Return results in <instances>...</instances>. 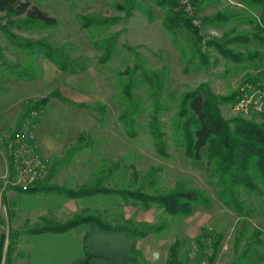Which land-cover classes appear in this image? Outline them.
Instances as JSON below:
<instances>
[{"label":"rangeland","instance_id":"obj_1","mask_svg":"<svg viewBox=\"0 0 264 264\" xmlns=\"http://www.w3.org/2000/svg\"><path fill=\"white\" fill-rule=\"evenodd\" d=\"M26 1L57 19L59 24L49 28L30 23L11 9L0 12V106L10 108L17 94L32 96L18 101L7 115L6 123L0 125V157L4 163L0 175V235L5 236L0 264L8 261L10 232L6 229L8 211L4 200L13 216L17 214L12 219V237L17 236V243L9 255L11 264H27L24 229L62 223L80 214L98 215L110 226L126 225L139 231L149 226L163 227L145 237L127 235L129 246L135 244L138 251L128 264H166L169 247L175 241L181 242L186 264H231L246 249L250 250L251 257L244 258V264H264V188L263 195L240 191L245 203L241 215L224 207L216 198V187L205 171V163L199 164L184 156L181 137L173 129L176 121L182 124L176 119L180 97L202 84L220 98L216 103L223 118L239 115L256 123L264 122V114L235 112V96L232 101L225 99L235 94L248 78L264 83L262 46L255 39L246 40L251 37L254 26L260 25L258 8L253 4L257 0H182L188 5L192 23L204 41L222 44L227 41L226 48L241 57L236 61L222 56L214 45L198 51L196 35L181 25L172 31L166 30L164 10L156 6L157 0ZM132 4L134 8L130 7ZM77 15L90 16L98 24L108 20L110 24L84 29L76 20ZM239 36V42L235 41ZM102 39H110L109 44L113 45L111 58L104 64L99 63L103 49L94 45ZM40 46L65 62V71L47 60ZM205 60L207 64L203 63ZM134 65L139 67L134 75L138 88L133 90L138 106L128 105L121 95L127 75L119 73ZM164 69L167 80L158 99L163 107L158 119L166 137L168 157L165 158L155 151L148 131L153 104L143 77L144 71L148 72L155 84L152 73ZM73 79L89 87V91L85 90L92 107L79 109L56 100L63 95L75 102L76 94L85 96L78 82L73 85ZM17 85L24 89L16 91ZM45 97L50 102L32 126L36 116L24 118V104ZM136 108L140 110L135 112ZM123 111L126 125L120 121ZM19 127L32 131L36 142L37 135L64 146L46 156L36 145L38 153L48 161V185L64 187L72 193L93 187L148 195L194 188L205 193L208 205H198L189 216H171L157 205L144 211L134 198L124 200L118 195L95 194L68 198L72 204L57 213L47 212L44 216L33 210L18 213L20 193L13 186L12 189L7 186L5 143L13 140ZM78 132L82 134L75 138ZM3 194L6 197L2 200ZM203 228L223 235L212 262L208 261L210 248L200 251L196 242ZM34 248L40 250L46 246ZM125 261L122 263L127 264Z\"/></svg>","mask_w":264,"mask_h":264},{"label":"trees","instance_id":"obj_2","mask_svg":"<svg viewBox=\"0 0 264 264\" xmlns=\"http://www.w3.org/2000/svg\"><path fill=\"white\" fill-rule=\"evenodd\" d=\"M155 4L164 10V28L168 31H172L175 27H180L181 25L189 31H192L194 35H196L198 51L203 52L204 48L209 45H214L219 53L225 58H231L235 61L241 59V57H238L237 53H232V51L226 48L224 44H228L227 41H225L224 44L219 42L208 43V41H204L205 39L192 23L193 17L191 18L187 11L188 5L182 3V0H157L155 1ZM253 4L258 8L260 25L254 26V31H252L251 37H246V35L245 37L246 40L255 39L262 46L264 53V0H257V2H254ZM130 7L134 8V5L132 4ZM9 9H11L17 16L23 15L30 23L39 24L49 28H55L59 24L57 19L51 17L35 6H30L29 2L26 0H0V12H5ZM76 20L84 29H87L90 26L98 27L99 25L107 26V24H110L108 20L98 24L94 18L82 15H77ZM240 37L241 36L237 37L235 41L239 42ZM109 41L110 39H102L94 42L97 49H103V54L99 58L100 64L108 62L111 58L113 45L112 43L109 44ZM40 47L42 48V46ZM40 51H42L43 56H45L47 60L57 66L60 70L65 71L67 68L66 63L56 57L54 52L43 48ZM200 56L203 57L202 55ZM203 63L207 64V60L203 61ZM137 68H139L138 65H134L133 68L126 69L122 73H119L120 75H127V81L121 89L122 98L128 103V105L134 106H138V102L135 100V95L133 93V90L138 88V83L135 81L134 77ZM147 73L144 71L143 77L148 84V92L153 104L152 112L149 114L148 131L152 137L155 151L161 157L165 158L168 157L166 150V137L158 119V114L163 107L159 105L158 99H160V94L165 89L167 72L164 69L152 73L156 81L155 84L153 83V78L148 76ZM247 81L256 82L257 78L251 77L248 78ZM234 96L235 94L233 93L225 99L227 101H232ZM218 100H220V98L213 95L206 84L200 85L193 91L183 93L179 100V107L176 115V119L182 121V124H177L176 121L173 129H176V135L181 137L180 146L183 149L184 156L199 164L205 163V171L210 177V180H212L211 184L216 187L217 200L224 207L233 210L237 215H241L245 204L240 198L241 190L263 195L264 122L256 123L255 121L248 120L239 115L225 119L221 116L216 103ZM48 101L49 98L45 97L39 101L34 100V102L29 101L24 104V113L26 114H24L23 117L27 119L28 117L31 118V116H36L32 121L33 126L37 122V115L43 112ZM137 108L135 112L140 110ZM120 121L126 125L127 119L125 111L121 113ZM18 131H20V127L16 132ZM5 146L7 147V162L10 164L13 160V150L15 149L16 144L11 139L5 143ZM49 177L47 175L43 181L38 182L35 186H32L25 192L14 187L13 189L22 194H57L63 195L67 198H81L95 194H113L120 196L124 200L132 198L138 200L142 204V209L144 211L150 210L152 205H157L164 213L171 216H189L194 212L198 205H208V198H206L205 193L194 188H178L177 190L164 192L158 191L152 195L140 192L132 194L125 189L109 190L106 188L97 189L93 187H90V189H83L78 193H72L64 187L48 185L47 180ZM7 186L12 189L10 185ZM6 210L8 211L7 218L10 220L13 213L8 210L7 204ZM89 223H96L104 230L123 232L126 235L135 238L145 237L148 233L161 231L163 228L162 226L157 225L156 227L149 226L144 230L142 229L139 231L127 227L126 225L110 226L103 223L98 215L80 214L62 223L57 222L41 228L32 229L28 231V234H39L44 232L64 233L80 224ZM8 237V261L6 264H11L9 255H11V251L13 253L17 236L13 235L12 237V232L10 231ZM4 238L0 235V261ZM222 240L223 235H220L219 233H211V231L203 228L201 234L197 237L196 242L199 245L200 251H202L204 247L206 249L210 248L211 256L208 261L212 262L220 249ZM204 241H206L205 244L203 243ZM135 252L138 253L135 244L132 243L129 248L127 264ZM249 253V249L244 250L231 264H244L243 259H249L251 257ZM204 256H206V254ZM95 257L96 256L90 255L85 251L82 259L70 264H88ZM166 264H186V258L182 254L181 242L175 241L170 245Z\"/></svg>","mask_w":264,"mask_h":264},{"label":"crops","instance_id":"obj_3","mask_svg":"<svg viewBox=\"0 0 264 264\" xmlns=\"http://www.w3.org/2000/svg\"><path fill=\"white\" fill-rule=\"evenodd\" d=\"M72 81L74 86L77 85V82L79 83V90L82 91L85 96L76 94L77 100L73 102L60 94L61 98L56 100H59L63 103L72 104L79 109H85L87 106L92 107L93 104L91 103L90 99H87L86 94L89 91V87L86 84L78 81L77 79H73ZM15 88L16 91L24 89L19 88V85H17V87L15 86ZM85 88H88V91L85 90ZM22 95L26 97H23ZM21 96L22 97H20V94H17L15 98L17 100H12L10 108H8V106L5 107V105H3L2 107L0 106V125L6 123L7 115H9L12 107L17 104L18 101L30 99L32 97L29 94H21ZM78 133L79 134L76 135L75 138L82 134V132ZM36 138V145L46 156L53 155L64 147L61 144L56 145V143L48 137H41L36 135ZM3 167V159L2 157H0V175L2 173L1 170ZM5 197L6 195L3 194L2 200ZM17 198L18 213L19 211L26 212L33 210L42 214V216H44L47 212L55 211L57 213L60 212V210H67V208H69L70 206L69 204H72L70 203L71 199L65 198L62 195L55 194L20 193ZM3 202L6 210L7 201L4 200ZM16 215L17 214L13 216L12 214L10 220H8L7 217L5 218L7 231L12 232V219H14ZM32 229H35V227L24 229L23 231V235H27L26 243H24L21 239L25 247L27 264H70L81 259L84 256L85 251L90 255L96 256L88 264H121L125 260H128V252L130 246L129 242L127 241V235L123 232L104 230L95 223L80 224L65 233L44 232L39 234H28V231ZM44 245L46 246L45 249L41 248L40 250H36L34 248L35 246L42 247Z\"/></svg>","mask_w":264,"mask_h":264},{"label":"built area","instance_id":"obj_4","mask_svg":"<svg viewBox=\"0 0 264 264\" xmlns=\"http://www.w3.org/2000/svg\"><path fill=\"white\" fill-rule=\"evenodd\" d=\"M233 109L239 114H264V83L259 79L244 82L235 93ZM13 141L16 147L13 160L7 164V183L25 192L46 178L48 161L38 153L32 131L23 129L16 132Z\"/></svg>","mask_w":264,"mask_h":264},{"label":"bare ground","instance_id":"obj_5","mask_svg":"<svg viewBox=\"0 0 264 264\" xmlns=\"http://www.w3.org/2000/svg\"><path fill=\"white\" fill-rule=\"evenodd\" d=\"M12 187V186H11Z\"/></svg>","mask_w":264,"mask_h":264}]
</instances>
